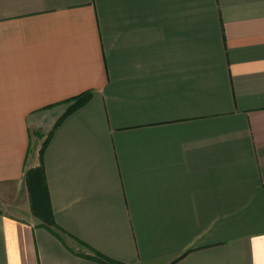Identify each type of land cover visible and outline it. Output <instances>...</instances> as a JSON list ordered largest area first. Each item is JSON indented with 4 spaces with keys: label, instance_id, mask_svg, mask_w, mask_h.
Returning <instances> with one entry per match:
<instances>
[{
    "label": "crops",
    "instance_id": "crops-1",
    "mask_svg": "<svg viewBox=\"0 0 264 264\" xmlns=\"http://www.w3.org/2000/svg\"><path fill=\"white\" fill-rule=\"evenodd\" d=\"M0 264H264V0H0Z\"/></svg>",
    "mask_w": 264,
    "mask_h": 264
},
{
    "label": "trees",
    "instance_id": "trees-1",
    "mask_svg": "<svg viewBox=\"0 0 264 264\" xmlns=\"http://www.w3.org/2000/svg\"><path fill=\"white\" fill-rule=\"evenodd\" d=\"M91 98V95L88 93L86 95H83L77 99V102L75 104V107L72 109L71 112L75 111L76 109L80 108L83 106L85 103H87Z\"/></svg>",
    "mask_w": 264,
    "mask_h": 264
},
{
    "label": "rangeland",
    "instance_id": "rangeland-1",
    "mask_svg": "<svg viewBox=\"0 0 264 264\" xmlns=\"http://www.w3.org/2000/svg\"><path fill=\"white\" fill-rule=\"evenodd\" d=\"M25 206H26V209H28L27 208V206H28V199H27V202L25 201ZM29 210V209H28Z\"/></svg>",
    "mask_w": 264,
    "mask_h": 264
}]
</instances>
